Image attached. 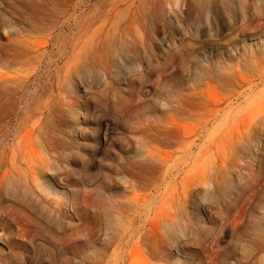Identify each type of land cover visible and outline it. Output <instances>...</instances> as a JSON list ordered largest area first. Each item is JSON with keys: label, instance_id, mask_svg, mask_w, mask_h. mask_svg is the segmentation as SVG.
Masks as SVG:
<instances>
[{"label": "rangeland", "instance_id": "rangeland-1", "mask_svg": "<svg viewBox=\"0 0 264 264\" xmlns=\"http://www.w3.org/2000/svg\"><path fill=\"white\" fill-rule=\"evenodd\" d=\"M126 32L140 40L135 44L137 53L128 58L112 89L121 96L112 107L119 103L120 108L117 106L115 111L111 107L114 113L105 107L106 113L104 108L95 111L90 105L83 153L87 157L73 164L67 162L73 172L70 182L65 190L54 189L75 204L74 209L65 210L71 229L56 228L53 234L29 232L23 224L22 207L12 201L7 203L0 191V264L119 263L111 251L103 252L101 244L93 250L81 242L104 201L126 202L130 192L116 169L136 155L123 147V139L132 129H138L141 118H147L155 129L164 103L160 96L171 87L180 91V115L186 129L182 130L177 164L171 167L175 174L180 171V190L204 196L233 179L247 197L264 193V0H0V82L10 78L22 84L21 79L26 78L21 89L16 83L9 86L18 112L13 111L8 122L0 118V171L4 168L1 162H8L10 155L13 158L18 147L26 149L23 156L28 149L31 153L30 138L36 137L28 136L31 118H40L39 108L53 92L57 94L62 75L58 69L65 62L62 60L83 54L69 50L68 37L81 34L88 39ZM48 34L67 38L51 46L41 60L20 44L28 38L41 43ZM87 47L90 50V43ZM135 73L144 78L136 79ZM121 85H126L125 92L117 89ZM95 90L96 87L91 92ZM79 91L84 95L82 89ZM5 96L6 88L0 84V101ZM96 114L95 120L106 115L114 132L102 153H96L91 161L88 156L95 151L94 136L99 129L94 122ZM156 132L150 135L158 137ZM164 138L166 143L173 142L169 132ZM36 139H32L35 146L38 136ZM161 150L174 152L165 143ZM151 173L143 176L150 188L141 194H151L162 184L158 177L161 172L157 176ZM167 184L158 190L165 192ZM173 184L175 179L169 181L167 193L173 192ZM194 212L201 222L209 215L200 205ZM235 216L233 212L230 219L233 221ZM78 231L80 234H76ZM229 242L231 238L221 248L231 252ZM197 251V247L192 250L196 258L191 264H219L212 249L200 254Z\"/></svg>", "mask_w": 264, "mask_h": 264}, {"label": "bare ground", "instance_id": "bare-ground-1", "mask_svg": "<svg viewBox=\"0 0 264 264\" xmlns=\"http://www.w3.org/2000/svg\"><path fill=\"white\" fill-rule=\"evenodd\" d=\"M85 37L81 34L68 37L71 41L69 50L72 53L83 51V54L76 56V59L71 56L70 59L62 60L65 62L63 67L58 69L62 75L59 77L57 94L53 92L39 108L40 118L32 117L34 120L31 118L29 122L28 136L36 135L35 138L29 137L31 143H34L33 140L38 136L37 146L32 143L31 153L29 154L28 149L29 156L26 159L23 158L28 155L23 156L26 149L21 150V147H18L13 158L10 155L8 162H1L4 168L1 166L3 169L0 171V191L4 192L7 203L12 201L22 207L25 214L23 224L30 229L29 232L32 230L39 234H53L56 228L64 231L72 225L66 220L65 210L68 207L74 209L75 204L54 189L65 190L70 182L73 172L66 165L67 162L73 164L87 157L83 153L86 150L85 125L88 123L89 107L92 105L95 111L103 108L108 110L120 99L121 96L115 94L112 89L128 58L137 53L135 44L140 38L127 32L92 36L88 39ZM62 38L67 37L48 34L42 38L41 43L28 38L22 39L20 44L23 48L32 50L36 59L41 60L43 54ZM89 43L90 50L87 51ZM135 75L136 79L144 78L143 74ZM21 82L22 84L16 83L10 78L0 82L2 87L6 88L5 102L0 101V118L7 122L13 116V111L18 112L9 86L16 83L18 88L23 87L26 85V78L21 79ZM94 87L96 93L91 92ZM80 89L84 95L80 94ZM117 89L122 92L127 90L126 85ZM180 96L178 87L169 88L160 96L163 97L164 103L161 105V115L156 121L155 129L151 128L152 122L147 118H141L137 122L138 129H132L128 132L129 135H124L126 137L123 139V147L127 148L129 153L135 151L136 158L127 160L116 170L119 180L126 181V189L130 193L126 202L121 204L113 200L104 201L93 217V226L87 225L88 234L81 245L95 250L96 244H101L103 252L107 254L111 251L118 264H124L126 261H129V264H191V260L196 258L192 254L196 247L198 254L212 249V256L219 257V264H264V193L257 192L247 197L245 192L238 189L233 179L227 184H219L218 190L204 196L180 190L181 182L179 184L177 180L180 171L176 170V174L175 170L171 171V167L177 164L175 159L179 156L183 137ZM117 106L119 103L116 108ZM114 110L110 111L115 113ZM96 116L97 114L94 120ZM105 116L94 121L99 129L94 136L95 151L88 156L91 161L96 153H102L114 132L111 121ZM151 131H157L159 136L152 137ZM165 132L172 135V143L165 142ZM189 134L192 133L186 135L190 136ZM24 138L22 137V141ZM162 143L171 146L173 154L172 151H162ZM23 144L20 145L23 147ZM160 172L158 177L162 184L155 187L151 194H141L142 190L150 188L143 176L150 173L157 176ZM114 177H109L110 181ZM174 179L173 192L167 193L169 181ZM111 182L116 183L114 179ZM166 183L168 184L165 192H160L158 188ZM197 205L209 214L202 222L194 212ZM233 212L236 216L232 221L230 214ZM38 229L40 232H37ZM227 238H231V252L221 248ZM128 247H131L129 251ZM94 253L97 254V251ZM83 255L86 256V253ZM181 258L184 259L183 262L180 261Z\"/></svg>", "mask_w": 264, "mask_h": 264}]
</instances>
